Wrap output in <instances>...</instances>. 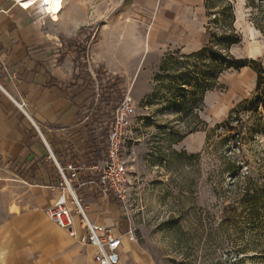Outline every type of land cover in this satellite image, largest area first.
<instances>
[{"label":"crops","instance_id":"obj_1","mask_svg":"<svg viewBox=\"0 0 264 264\" xmlns=\"http://www.w3.org/2000/svg\"><path fill=\"white\" fill-rule=\"evenodd\" d=\"M18 1L0 0V264H97L93 245L46 216L60 194L48 147L62 165L102 162L106 113L130 87L137 93V71L152 50L204 46L208 0H121L91 42L79 29L93 19L75 0H63L57 17L43 3ZM9 96L26 103L27 115ZM89 179L80 177L76 193L90 221L121 237L117 264H153L129 238L118 199Z\"/></svg>","mask_w":264,"mask_h":264},{"label":"rangeland","instance_id":"obj_2","mask_svg":"<svg viewBox=\"0 0 264 264\" xmlns=\"http://www.w3.org/2000/svg\"><path fill=\"white\" fill-rule=\"evenodd\" d=\"M75 2L93 19L79 29L91 42L121 0ZM206 11L200 50L253 59L264 75V0H208ZM196 52L152 50L137 71V93L130 87L136 113L124 144L123 225L153 264H264V95L250 102L257 73L219 72L210 51ZM243 175L260 185L254 209L234 187Z\"/></svg>","mask_w":264,"mask_h":264},{"label":"built area","instance_id":"obj_3","mask_svg":"<svg viewBox=\"0 0 264 264\" xmlns=\"http://www.w3.org/2000/svg\"><path fill=\"white\" fill-rule=\"evenodd\" d=\"M20 3L18 0H16ZM34 3L42 0H32ZM3 91H5L3 89ZM13 103L27 115L26 103L9 96ZM101 98L100 89L95 92L94 103ZM135 106L127 93L121 94L114 102L112 108L106 113L104 125L106 127V152L102 162H93L89 165H75L67 163L62 165L48 147V158L53 162L58 174L57 188L60 190L58 198L45 210L46 216L61 229L65 230L70 237L76 238L82 244H90L95 247L93 259L97 264H117L119 261V248L121 237L116 236L110 227L101 223L90 221L86 209L76 193V186L82 175L90 177L91 184L97 183L103 193H110L117 199H124L128 192L127 158L124 155V144L132 133ZM69 202L74 209L69 207ZM78 216L75 224L74 216ZM80 233L77 232V228ZM131 235L132 230L128 229Z\"/></svg>","mask_w":264,"mask_h":264},{"label":"trees","instance_id":"obj_4","mask_svg":"<svg viewBox=\"0 0 264 264\" xmlns=\"http://www.w3.org/2000/svg\"><path fill=\"white\" fill-rule=\"evenodd\" d=\"M235 42H238V38H235V40L232 41V43ZM207 51H210L213 54L216 61L215 65L219 72L229 68L241 69L246 66H249L252 69H254L255 72L257 73V83H256L257 94L252 100H250V102L252 103L256 98H260L261 95H264V75H263V71L260 68L259 63H257L253 59L236 58L232 55H229L226 52L213 51L211 48H204L196 53L203 54L206 53ZM181 78H182V82L180 83V85H184L187 79L185 77H181ZM197 80L198 79H195L193 81L195 82V87L198 86ZM206 86L203 87L202 92L205 90ZM195 91L196 89L193 88L191 93L194 94ZM259 186L260 185L257 182H255L249 175H243L241 186L239 184V180H237V182L234 184L238 196L240 197V202L246 203V205H248L250 209H254L256 203L260 201L262 193L260 192L261 189Z\"/></svg>","mask_w":264,"mask_h":264},{"label":"bare ground","instance_id":"obj_5","mask_svg":"<svg viewBox=\"0 0 264 264\" xmlns=\"http://www.w3.org/2000/svg\"><path fill=\"white\" fill-rule=\"evenodd\" d=\"M41 3L44 4L45 10L52 17H57L63 8V0H42ZM19 4L22 5L21 2Z\"/></svg>","mask_w":264,"mask_h":264}]
</instances>
